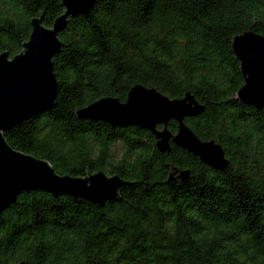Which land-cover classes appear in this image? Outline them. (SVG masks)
<instances>
[{
    "label": "trees",
    "instance_id": "16d2710c",
    "mask_svg": "<svg viewBox=\"0 0 264 264\" xmlns=\"http://www.w3.org/2000/svg\"><path fill=\"white\" fill-rule=\"evenodd\" d=\"M63 14L61 0H0V56L23 51L34 19L53 28ZM246 33L264 37V0H99L70 19L53 57L55 108L4 137L61 176L103 171L128 185L102 208L21 193L0 217V264H264V108L237 99L245 78L233 50ZM137 85L193 96L204 112L186 124L223 148L228 167L173 144L162 154L149 131L78 117L102 99L127 102Z\"/></svg>",
    "mask_w": 264,
    "mask_h": 264
},
{
    "label": "water",
    "instance_id": "95a60500",
    "mask_svg": "<svg viewBox=\"0 0 264 264\" xmlns=\"http://www.w3.org/2000/svg\"><path fill=\"white\" fill-rule=\"evenodd\" d=\"M61 1L64 14L53 28L43 25V16L34 19L32 34L23 51L13 59L8 53L0 56V217L23 192L67 195L102 208L108 202L118 201L120 189L128 185L119 176L110 177L103 171L85 178L61 176L48 161L14 150L4 137L6 132L55 108L58 85L53 57L61 48L59 35L70 19L88 15L99 0ZM233 50L245 78L237 99L261 110L264 108V37L255 33L238 36ZM203 112L204 106L190 94L172 100L156 89L137 85L125 103L106 98L77 114L81 119L101 121L114 128L137 127L149 131L155 136L160 153L171 152L173 144L213 170L224 171L229 161L223 148L214 141H201L186 124L187 119ZM171 122L178 124L176 135L168 130ZM188 176V171L179 175L184 180ZM173 180L174 175L170 178Z\"/></svg>",
    "mask_w": 264,
    "mask_h": 264
}]
</instances>
